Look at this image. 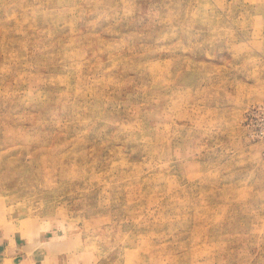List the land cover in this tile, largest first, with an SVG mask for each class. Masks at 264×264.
Segmentation results:
<instances>
[{
  "label": "rangeland",
  "instance_id": "rangeland-1",
  "mask_svg": "<svg viewBox=\"0 0 264 264\" xmlns=\"http://www.w3.org/2000/svg\"><path fill=\"white\" fill-rule=\"evenodd\" d=\"M264 0H0V264H264Z\"/></svg>",
  "mask_w": 264,
  "mask_h": 264
},
{
  "label": "built area",
  "instance_id": "built-area-1",
  "mask_svg": "<svg viewBox=\"0 0 264 264\" xmlns=\"http://www.w3.org/2000/svg\"><path fill=\"white\" fill-rule=\"evenodd\" d=\"M260 110H261L262 112H264V106L260 107Z\"/></svg>",
  "mask_w": 264,
  "mask_h": 264
}]
</instances>
